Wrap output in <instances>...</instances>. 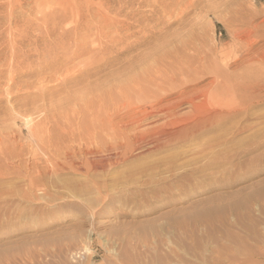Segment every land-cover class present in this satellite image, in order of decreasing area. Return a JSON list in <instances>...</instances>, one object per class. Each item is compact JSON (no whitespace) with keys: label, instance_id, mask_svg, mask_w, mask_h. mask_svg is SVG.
<instances>
[{"label":"rangeland","instance_id":"374dc122","mask_svg":"<svg viewBox=\"0 0 264 264\" xmlns=\"http://www.w3.org/2000/svg\"><path fill=\"white\" fill-rule=\"evenodd\" d=\"M263 54L264 0H0V264H212L237 216L263 245V119L213 150V134L163 150L147 135L109 171L81 168L144 71L205 83Z\"/></svg>","mask_w":264,"mask_h":264},{"label":"bare ground","instance_id":"6f19581e","mask_svg":"<svg viewBox=\"0 0 264 264\" xmlns=\"http://www.w3.org/2000/svg\"><path fill=\"white\" fill-rule=\"evenodd\" d=\"M243 66L246 68H241ZM239 68L243 71L236 73L233 72L235 70L216 68L213 77H208L211 79L205 83L207 78L200 76L203 73L201 67L178 71L155 67L153 73L144 71V84L135 83L133 88L139 100L128 107L124 106L125 110L119 112L122 116L119 120L99 121L104 135L108 137L104 145L95 148V143L87 139L91 137L90 132L84 135L88 142L85 143L86 148L82 147L81 157L87 158L82 160L81 168L88 174L91 171L105 173L112 166L133 158L134 151L142 148L141 142L145 141L147 135L153 150H163L180 143L197 144L201 137L213 134L212 140L202 144L203 150H213L254 127L256 120L264 121V114H257L254 110L264 106V54L249 57L241 62ZM231 96H236V100L228 101ZM183 106L188 111L181 114ZM143 119L150 122L166 120L160 127L154 125L145 131H138L137 127ZM81 136L80 139L85 140ZM255 145L262 146L258 142ZM105 152L111 155L107 156ZM243 153H249V150H230L228 159L234 161ZM220 161V158L215 160L216 163ZM218 214L220 216L221 212ZM210 217L213 223L215 216ZM237 220L244 233H225L228 243L221 244L217 257H213L211 263L264 264V244L252 243L257 225L247 222L243 216H237Z\"/></svg>","mask_w":264,"mask_h":264}]
</instances>
